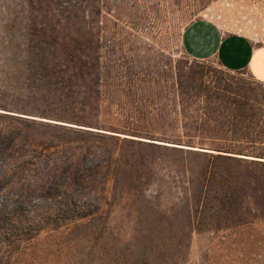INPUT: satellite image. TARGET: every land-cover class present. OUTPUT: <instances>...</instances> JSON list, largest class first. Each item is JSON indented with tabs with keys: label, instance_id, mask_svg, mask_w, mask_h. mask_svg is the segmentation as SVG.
<instances>
[{
	"label": "trees",
	"instance_id": "trees-1",
	"mask_svg": "<svg viewBox=\"0 0 264 264\" xmlns=\"http://www.w3.org/2000/svg\"><path fill=\"white\" fill-rule=\"evenodd\" d=\"M162 1L21 0L34 77L53 89L52 119L71 125H54L62 137L43 148L58 155L42 172L11 169L20 197L48 204L0 225V264L49 227L80 232L95 264H184L195 233L264 222V80L208 76V58L184 45L175 76H124L117 63L123 33L157 19Z\"/></svg>",
	"mask_w": 264,
	"mask_h": 264
},
{
	"label": "rangeland",
	"instance_id": "rangeland-1",
	"mask_svg": "<svg viewBox=\"0 0 264 264\" xmlns=\"http://www.w3.org/2000/svg\"><path fill=\"white\" fill-rule=\"evenodd\" d=\"M20 3L21 0H0V105L14 110L0 108V225L15 222L18 213L36 212L37 215L38 208L46 207L44 192L29 196L24 192L25 197H20L21 192L14 186L15 178L10 176L14 171L11 169L26 160L25 167L31 174L42 172V158L58 155L57 147L43 148L52 138L62 137L61 130L54 125H71L52 119L59 114L53 89L38 83L34 77L38 76L37 67L25 46L28 32ZM196 18L212 20L224 34H241L257 45H264V0H184L181 3L163 0L157 19L152 16L142 29L123 33L128 41L124 40L122 47L117 48L116 58L121 57L117 63L122 64L124 76V67L133 72L144 69L155 72L167 66L171 67L169 76H175L178 59L186 55L182 32ZM204 68L208 76H229L258 83L247 70L229 71L217 58L205 61ZM42 142L46 143L42 145ZM124 221L123 227L130 232V224L127 226ZM74 231L71 228L57 232L47 228L29 242L15 264H95L97 256L90 246L92 241L87 244L79 239L81 233ZM184 264H264V222L255 228L195 233Z\"/></svg>",
	"mask_w": 264,
	"mask_h": 264
},
{
	"label": "crops",
	"instance_id": "crops-1",
	"mask_svg": "<svg viewBox=\"0 0 264 264\" xmlns=\"http://www.w3.org/2000/svg\"><path fill=\"white\" fill-rule=\"evenodd\" d=\"M183 45L193 57L217 58L227 69H246L264 80V45L241 34H224L212 20L201 18L189 24L183 32Z\"/></svg>",
	"mask_w": 264,
	"mask_h": 264
}]
</instances>
